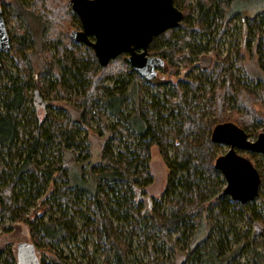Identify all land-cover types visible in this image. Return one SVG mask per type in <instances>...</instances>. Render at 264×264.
<instances>
[{"label":"trees","instance_id":"1","mask_svg":"<svg viewBox=\"0 0 264 264\" xmlns=\"http://www.w3.org/2000/svg\"><path fill=\"white\" fill-rule=\"evenodd\" d=\"M234 1L173 0L182 21L148 46L166 76L144 80L125 54L100 67L92 49L68 37L65 25L80 28L69 0H0L2 15L20 27L15 36L7 31L11 48L0 57V237L7 221L23 223L35 253L45 255L41 264H73L59 246L79 239L93 242L102 264H129L137 250L142 264H238L245 251L248 264H264L246 232L220 226L232 206H248L221 195L225 180L214 161L224 150L210 140L224 122L248 138L264 131V85L248 77L241 52L253 48L264 81V12L248 17L232 10ZM232 30L241 49L223 55ZM31 89L64 105L40 117L28 107ZM91 126L102 139L94 162L81 134ZM153 147L167 169L157 199L145 192ZM237 153L260 175L248 218L264 226V157ZM0 264L16 262L0 249Z\"/></svg>","mask_w":264,"mask_h":264},{"label":"water","instance_id":"2","mask_svg":"<svg viewBox=\"0 0 264 264\" xmlns=\"http://www.w3.org/2000/svg\"><path fill=\"white\" fill-rule=\"evenodd\" d=\"M80 29L69 38L92 49L100 67L125 54L131 70L144 80H152L163 68L164 60L150 56L148 46L154 37L176 28L183 19L173 0H69ZM11 48L9 34L0 10V57ZM37 91L34 95H37ZM213 143L227 147L214 161L225 186L221 195L246 204L257 198L260 175L251 161L237 151L264 157V131L254 140L233 122L215 125L210 134ZM264 245V237H263ZM17 264H39L33 246L20 243Z\"/></svg>","mask_w":264,"mask_h":264},{"label":"rangeland","instance_id":"3","mask_svg":"<svg viewBox=\"0 0 264 264\" xmlns=\"http://www.w3.org/2000/svg\"><path fill=\"white\" fill-rule=\"evenodd\" d=\"M5 1H7V3L13 2V0H5ZM195 1L196 0H189L187 4L193 5ZM68 3L71 10V4L70 2ZM232 10L247 15L248 17H253L255 14L259 12H264V0H246V1L236 0L233 2ZM3 18L5 20L7 31L10 32L12 36H15L17 34L18 28L20 29V27L17 24H15V22H13V19H10L7 14L6 15L4 14ZM234 24L236 25V27H239L240 21H235ZM64 28L67 30L68 34L72 30V26L70 27L68 25H65ZM231 33L232 36L230 38L228 37L223 38V45H222L223 55H225L226 52L231 47L235 46L239 50L241 49V38L239 36V31L232 30ZM246 41L249 43L248 38L246 39ZM251 49L244 48L243 50H241L243 54L242 66L248 77H250L255 81L254 83L260 81L264 85V81H262L263 80L262 73L258 68V65L256 63V58L254 55H252L253 48ZM210 55H211L210 52H208L203 58V61L204 60L208 61ZM3 58L6 61V65L10 66L8 56L4 54ZM162 69L163 68L157 71L156 76L158 78H163V76H166V74L163 73ZM177 75H178L177 79L178 78L183 79L185 77V70L180 68V71ZM42 84L44 85L43 81ZM106 84L108 86H113L114 82L109 81ZM163 86L164 88L168 89L171 87V84L169 82H165ZM35 91H36L35 89H31L30 91V100L28 101V107L30 110L39 113L40 117L42 116V114L47 112L53 114L56 113L59 111L58 108L64 105L57 101L52 100L53 98L50 97V95H48V97L47 96L43 97L41 92L37 93V95H34ZM153 92L155 94L157 93L155 90ZM64 108H68V107L65 106ZM94 127L95 126L93 127L91 126L88 129H84L85 131L81 133L83 137L85 136L86 145H88L90 148V156L93 162L99 159L101 144H102V139L98 134L94 132L95 129ZM255 138L256 136L249 137L250 140H254ZM223 150L224 152L227 151V147H223ZM147 166L151 176V183L146 188L145 192L147 196L157 199L162 195L164 191L166 177H167V169L155 147L151 149L150 158L148 160ZM59 183H60V179L58 177L54 178L53 187L58 186ZM229 201L233 202L230 198ZM257 204L258 202L253 200L246 204H242V205H247L248 207H241L239 209L238 208L236 209L235 207L232 206L230 215L221 218L220 226L223 229V231L234 230L239 233L246 232L247 233L246 236L248 238V243H249L248 248L263 252L264 245L262 240L264 237V228H263L264 226H260L261 228L257 227V224H255L252 219L248 218V213L250 212L251 208L253 207V205H257ZM261 215L264 216L263 213H261ZM6 225H8L10 229L8 231L1 232L0 249H5L9 251L13 255L15 262L17 264V260H16L17 245L20 243L32 242V239L29 235V231L27 227L23 223L7 221ZM258 228L260 229L261 233L259 235L258 234L256 235L255 233ZM179 247H181V245ZM59 248L63 250V254L73 264H87V262L90 259L87 255H85L86 253L90 255V258L94 259V262L96 264H102L103 262V258L99 255V253L95 252V248L93 246L92 241L88 243V245L84 246L82 239L81 240L79 239L77 242L64 243L60 245ZM36 255L39 264H41L45 255L41 250H37ZM249 260H250V256L247 253V251H245L243 254H241L239 261H237V263L248 264ZM129 261H130L128 262L129 264H140V263L142 264L146 260H145V256L142 255V252L137 250L134 257L131 258ZM171 261H172L171 259L170 260L166 259L164 261V264H169ZM175 264H178L177 261L175 262Z\"/></svg>","mask_w":264,"mask_h":264},{"label":"flooded vegetation","instance_id":"4","mask_svg":"<svg viewBox=\"0 0 264 264\" xmlns=\"http://www.w3.org/2000/svg\"><path fill=\"white\" fill-rule=\"evenodd\" d=\"M80 29V28H79ZM36 257H37V255H36Z\"/></svg>","mask_w":264,"mask_h":264}]
</instances>
